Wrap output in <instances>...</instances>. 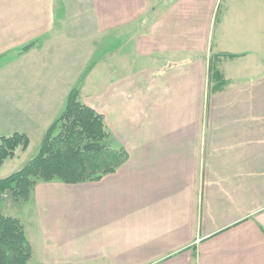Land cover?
I'll list each match as a JSON object with an SVG mask.
<instances>
[{
	"label": "crops",
	"instance_id": "1",
	"mask_svg": "<svg viewBox=\"0 0 264 264\" xmlns=\"http://www.w3.org/2000/svg\"><path fill=\"white\" fill-rule=\"evenodd\" d=\"M218 1L0 0V137L76 88L128 155L36 185L26 264H264V0Z\"/></svg>",
	"mask_w": 264,
	"mask_h": 264
},
{
	"label": "trees",
	"instance_id": "2",
	"mask_svg": "<svg viewBox=\"0 0 264 264\" xmlns=\"http://www.w3.org/2000/svg\"><path fill=\"white\" fill-rule=\"evenodd\" d=\"M220 57L235 56L221 54ZM209 76L216 84V91L227 85L213 57ZM28 146L29 139L24 134L1 136L0 167L5 160L13 159L18 149L23 153ZM127 159V153L115 143L103 117L84 105L78 90L73 88L67 94L63 110L44 133L36 155L18 171L0 179V198L9 191L17 201H27L38 182L67 185L97 182L115 173ZM31 253L21 221L0 215V264H26Z\"/></svg>",
	"mask_w": 264,
	"mask_h": 264
},
{
	"label": "rangeland",
	"instance_id": "3",
	"mask_svg": "<svg viewBox=\"0 0 264 264\" xmlns=\"http://www.w3.org/2000/svg\"><path fill=\"white\" fill-rule=\"evenodd\" d=\"M231 2L234 4L236 11H239L240 7H242L243 4H245V0H231ZM227 3L228 0L218 1L217 4V7L219 6V15L217 16L218 18H220L221 15L223 14ZM32 139L33 137L31 138V143L29 145V148H27L23 153H20L18 149L16 152V156L13 159H7L3 162L2 166L0 167V179H4L9 175H11L12 173L18 171L26 162H28L36 155L38 151V143ZM40 183L42 182H38L37 184ZM34 205L35 203L33 204L32 202H28V201H22V200L17 201L9 191L4 192V194L0 198V215L4 217L16 218L20 220L28 232L30 241H32V239L36 237V232H34L35 231L34 214L36 213L35 212L36 208L34 207H36V205L35 206ZM34 257L35 254H32L30 260Z\"/></svg>",
	"mask_w": 264,
	"mask_h": 264
}]
</instances>
